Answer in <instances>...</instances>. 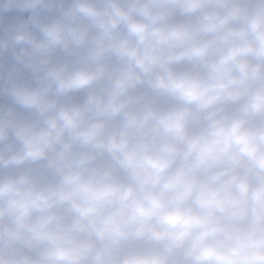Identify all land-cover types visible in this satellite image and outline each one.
I'll return each mask as SVG.
<instances>
[{
    "label": "clouds",
    "instance_id": "obj_1",
    "mask_svg": "<svg viewBox=\"0 0 264 264\" xmlns=\"http://www.w3.org/2000/svg\"><path fill=\"white\" fill-rule=\"evenodd\" d=\"M0 264H264V0H0Z\"/></svg>",
    "mask_w": 264,
    "mask_h": 264
}]
</instances>
